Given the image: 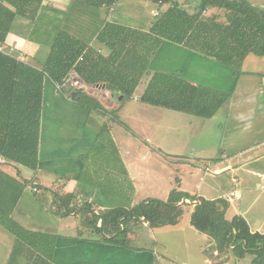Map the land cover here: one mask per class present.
Masks as SVG:
<instances>
[{
  "label": "crops",
  "instance_id": "1",
  "mask_svg": "<svg viewBox=\"0 0 264 264\" xmlns=\"http://www.w3.org/2000/svg\"><path fill=\"white\" fill-rule=\"evenodd\" d=\"M187 2L192 5L191 11H195L196 4L192 0ZM141 4L142 7H138ZM92 7L76 0H43L36 19L23 16L14 19L5 41L7 52L38 68H43L56 37L61 31L66 30L80 39L87 55L98 58L97 61H91L96 69L93 72H98V77L105 76V71L100 67L103 57L109 60L107 70L116 71L118 74L119 66L124 64V56L113 61V50L118 48V41L116 44L111 41L110 45L98 38L101 29L106 22H111L149 32L156 17L153 11L155 9L162 11L165 6L149 0H118L110 7H97L101 12L98 20L94 17L98 14L93 12ZM132 57L131 59H134V55ZM149 59V69L137 86L138 88L142 85L144 90L137 95L136 88L132 97L139 104L134 103L135 105L130 109L124 104V96L121 95L123 99L120 100V96L117 97L106 82L88 84L86 93L101 104V108L89 110L86 106L70 99L68 93H59L55 83L47 81L41 119L39 168L36 171H26L25 174L21 170L24 167L14 166L10 162L1 164V167L14 176L20 173L24 177L29 175L27 176L29 179L35 177L34 184L41 183L61 194L75 193L79 197V203H92L95 209L100 211L121 206L113 205L111 202L114 200L99 194L109 187L117 195L123 196L126 191L124 190L126 178L132 186L131 174L124 175L122 171L121 181L112 179L113 174L112 176L108 173L102 174V179L99 180L102 187L100 190L81 187V176L89 166L91 154L98 148L95 146L97 143H101V146L108 143L118 147L113 130L119 121L114 122L117 117L111 111L122 108H125L124 112L127 111L128 116L139 128L148 125V139L155 146L152 148L154 151L147 150L144 158L155 155L162 160L165 155L179 156L178 153H181L185 146L183 142H180L181 146H172L173 138H169L167 126L162 124L164 115H158L150 107L153 104L145 103L140 99L154 72L172 73L195 85H204L221 92L230 91L232 94L212 117H201L184 112L199 118L196 121L197 129L202 127L208 131L203 135L202 140H199L200 145L195 149L194 153H198V156H192L187 159L191 161H185L188 164L182 163L179 166L181 169L183 164L191 166L196 172L195 181L198 187L193 190L195 192H190L192 190L186 188L184 186L186 183L180 178L181 190L207 199H227L229 201L227 219L231 220L235 215H242L250 224L252 231L264 233V64L250 67L264 60V55H248L240 72L236 73L234 68L212 57L170 40H164ZM121 69L123 73V67ZM117 74L112 75L117 76ZM147 112L148 114H145ZM221 112H228L226 121L230 123L225 130L218 123H214ZM118 118L124 119L121 116ZM113 124L116 125L112 126ZM189 124L192 126L193 121ZM162 129H164V138L163 144H160L158 141L161 140L157 136ZM196 135L200 134L196 133ZM209 144H211L210 150L207 151L205 147ZM239 144L240 148H238ZM118 150L121 157H124L119 147ZM204 153L207 154L201 156ZM177 160L184 162L180 157H176ZM11 165L14 167L11 168L13 170L8 169ZM94 165L100 168L98 162ZM203 165L206 166V171H203L202 176L200 167ZM40 174L46 176L40 177ZM210 175L214 178L225 175L232 183L222 188L212 185L214 192L208 194L203 185ZM134 177L133 179L137 180V174H134ZM242 180L246 182L244 190L239 188ZM48 183H52V186ZM172 185V182L165 185L168 188L164 190V195L168 194ZM133 186L136 190L135 184ZM96 190L100 191L97 196L94 195ZM39 192L40 190L34 193ZM48 198L53 200L50 194ZM184 201L188 203L184 205L188 209V216L181 217L176 225L151 227L143 219L130 223V228L133 230L130 232V237L133 241L138 240L143 234L141 230L148 228L151 237H148V242L153 243V246L145 244L138 247L123 246L120 243L111 244L94 240L98 239L99 235H94L91 227H85L84 221L87 216L81 212L80 207L69 215H60L57 205L52 203V212L57 217H53L51 221L30 217L21 222L22 218H14L26 230L52 235V238L45 239L44 242L41 239L39 242V247H45L49 256L38 258L36 264H242L243 260H248V255L242 259L229 254L219 258V251L215 249L216 243L212 237L200 232L191 224V214L197 202L183 199L180 204ZM17 211L15 209L14 213ZM16 251L17 257L12 262V255ZM31 252L28 242L18 243L16 235L0 224V264H10V261L11 264H32V260H29Z\"/></svg>",
  "mask_w": 264,
  "mask_h": 264
},
{
  "label": "trees",
  "instance_id": "2",
  "mask_svg": "<svg viewBox=\"0 0 264 264\" xmlns=\"http://www.w3.org/2000/svg\"><path fill=\"white\" fill-rule=\"evenodd\" d=\"M76 1L93 7H110L118 0ZM149 1L165 6L154 18L149 32L106 22L98 35L107 44L111 41L116 44L118 41V48L113 50V61L124 56V64L119 66L118 74L107 70L109 60L103 57L100 67L105 71V76L98 77V72H93L96 69L91 64V61H97L98 58L87 55L80 39L66 30L56 37L43 68L0 51V156L14 166L25 167L30 171L39 168L46 82L63 83L73 69L87 84L106 82L117 97L123 95L125 100L133 97L149 69V57L153 56L164 40L212 57L234 68L236 73L240 72L248 55H264L263 2L192 0L196 5L195 11H191L180 0ZM42 2L43 0H0V42L5 43L17 16L36 19ZM213 10L218 13H210ZM133 55L134 59H131ZM122 67L123 73L120 71ZM57 90L61 94L68 93L70 99L89 110L101 108V104L85 90L75 89L78 93L74 97V88ZM231 95L230 91L221 92L204 85H195L178 75L156 71L140 99L145 103L201 117H212ZM34 178L29 179L20 173L18 176L11 175L0 165V224L16 235L18 243H29L32 249L29 260H32V264H36L38 258H48L47 249L39 247V242L41 239L44 242L45 239L52 238V235L26 230L13 217L15 209H20L21 196L29 183H32L34 192L40 189L52 192L53 204L57 205L60 215H69L80 207L81 212L87 216L85 227H91L94 235H99L94 240L120 243L123 246H131L133 242L130 237V232H133L131 222L143 219L151 227L176 225L183 215V206L187 204L186 201L182 204L180 202L183 199L196 201L191 224L212 237L216 243L215 249L219 251V258L230 253L238 259L252 255L251 264H264V233L252 231L242 215L227 219L229 201L225 198L207 199L173 190L168 200L150 198L135 207L119 206L99 211L92 203H79V197L75 193L61 194L41 183L34 184ZM16 257L17 251L12 255L11 261H15Z\"/></svg>",
  "mask_w": 264,
  "mask_h": 264
},
{
  "label": "rangeland",
  "instance_id": "3",
  "mask_svg": "<svg viewBox=\"0 0 264 264\" xmlns=\"http://www.w3.org/2000/svg\"><path fill=\"white\" fill-rule=\"evenodd\" d=\"M255 1L263 2L262 0H255ZM180 2L185 7L189 8V10H192V5L190 3H188L185 0H180ZM142 5L143 4L139 5L138 7L141 8ZM92 9H93V12L95 11L98 14V16L94 15L95 19L98 20L99 13L101 12L98 11L97 7H92ZM210 13L214 14V13H218V11L213 10V11H210ZM33 35L35 36L34 33ZM262 64H264V60H260V62H257L254 65H251L250 67H253V66L259 67L258 65H262ZM143 90L144 89L142 85H140L136 91L137 95H139ZM134 103L139 104L138 102L134 101V99L132 98H127L124 101L125 106L128 107L129 109L131 106L135 105ZM150 107L158 115L160 114L164 115L163 116L164 120L162 121V124L163 126H167L166 131L168 133L167 135L169 136V138L170 137L173 138L172 146L174 147L181 146L180 145L181 141L183 142L182 144L185 145V146L183 145L184 146L183 151L181 153H178L179 156H172V155L166 156L165 155L163 156L165 158H163L162 160L160 158L155 157V155L149 156L148 158H144L143 156L145 155L147 150L154 151V149L152 148L155 146L148 139V135H147L148 130H149L148 125L146 124L144 128H139L137 123L136 122L134 123L133 119L128 116L127 111L124 112L125 108H122L121 110L111 111V113H114V115L117 117L114 120V122L119 121V124L113 130V134L115 136L117 145L121 153H123L124 157H121L118 147L116 145L113 146L112 144L105 143L104 146H101V143H97V145L95 146H98V148L95 149V153L91 154L89 166L84 170L83 175L81 176V180H80L81 185H82L81 187L96 188L100 190L102 187L99 184V180L100 178L102 179L101 176L102 174H105V173H108L111 176L113 174L114 178L112 177L111 178L114 180H118V181L122 180V175H121L122 171L124 175L125 173L126 175L128 173L131 174L133 178H135L134 174H137L138 176L137 180H134L133 178H131L132 186L129 185L130 182L126 178V185L124 186V190L126 191L124 192L123 196L117 195L113 191V189H110L109 187H107L108 189L106 188V190L104 189L102 194L100 193V191H97V190L94 192L95 196H97V194L100 193L99 195L101 196L103 195L104 198L105 196H107L109 200H114V202H111L113 205H118V206L121 205V206L129 207V208L135 207L140 202L146 199H150V198L168 200L173 190L182 191L181 190L182 187H180V183H181L180 178H182L183 181L186 183L184 186L192 190L190 192H195L193 190H196L195 187H198L197 182L195 181L196 172L189 165L187 166L183 164L182 169L179 166H181L182 163L188 164V162H185V161L187 159H190L192 156H198V153H194L195 149L200 145L199 140H202L203 135H205L208 130L202 127L197 129L196 121L199 120L197 116L194 117V116H191L190 114L188 115L184 112L167 109L161 106L152 105ZM145 114H148V112ZM227 115H228V112H224V113L221 112L218 118L214 121V123H218L219 125H221L222 128H224V130L229 126V123H230L226 121ZM119 116L124 117V119L123 118L119 119L118 118ZM190 121H193L192 126H190L189 124ZM115 125L116 124H113L112 126H115ZM116 131H118V133ZM196 133H199L200 135L197 136ZM233 137L234 135H232V138ZM157 138L161 140V141H158V143L163 144L164 129L159 131ZM210 146L211 144L205 147V149L209 151ZM238 148H240V144L238 145ZM207 153H204L201 156H204ZM216 153L215 155H217ZM176 157L183 158L184 162L181 160L176 161ZM187 161H191V160H187ZM96 162H98V164L100 165V168L94 165ZM12 166L13 165L9 166L8 169L14 168ZM200 168L202 169L201 175L203 176V171L204 172L206 171V166L203 165ZM21 170L25 174H26V171L30 172V170L25 167ZM225 175L215 176V178L211 177V175L207 176V179H205V182L203 185L204 190H206L208 194H213L214 191L212 189V185L222 188L223 186L226 187L227 185L232 183L231 180L228 179ZM43 176H46V175L40 174V177H43ZM106 178H109V177H106ZM171 182L173 185L170 187L168 194L164 195L163 193L164 190L168 188V186H165V185L170 184ZM253 182H254V177H253ZM48 184L52 186V183L51 184L48 183ZM133 184H135V186L137 187L136 190H134ZM176 184H179V185L176 186ZM245 185H246V182L242 180L240 182L239 188L244 190ZM183 192L189 193L190 195L197 196V194H192L188 191H183ZM48 193L53 197L52 193L49 190H45V189H40L39 193H34L33 185L32 183H29L20 201V209H18V211L14 213L13 217L22 218L21 222L23 221V219L30 218V217L47 219L49 221H51L53 217H57L52 212V209H51L52 203L54 200H50L48 198V195H49ZM136 200H138L136 203H132ZM187 204H185V206ZM185 206H183L182 217L188 216V209H186ZM141 232H143V234L139 236L140 238L138 240L131 242V246L138 247L139 245H144V244L146 246H153V243L148 242L149 241L148 237H150V232L148 228L146 229L144 228L143 230H141ZM230 255H232V253H230ZM252 259H253V256L248 255V260L247 261L243 260L242 264H247V263L251 264Z\"/></svg>",
  "mask_w": 264,
  "mask_h": 264
},
{
  "label": "built area",
  "instance_id": "4",
  "mask_svg": "<svg viewBox=\"0 0 264 264\" xmlns=\"http://www.w3.org/2000/svg\"><path fill=\"white\" fill-rule=\"evenodd\" d=\"M116 4V3H115ZM154 15H159L160 10L155 9L153 11ZM0 51L7 52V47L4 42H0ZM57 89H81L87 90L88 84L78 75L75 70H72L64 79L63 83H55ZM7 160L3 157H0V164H6Z\"/></svg>",
  "mask_w": 264,
  "mask_h": 264
},
{
  "label": "water",
  "instance_id": "5",
  "mask_svg": "<svg viewBox=\"0 0 264 264\" xmlns=\"http://www.w3.org/2000/svg\"><path fill=\"white\" fill-rule=\"evenodd\" d=\"M262 1L264 2V0H262ZM76 94H77V91H73V92H72L73 97H74ZM119 99L122 100V99H123V96H120Z\"/></svg>",
  "mask_w": 264,
  "mask_h": 264
}]
</instances>
